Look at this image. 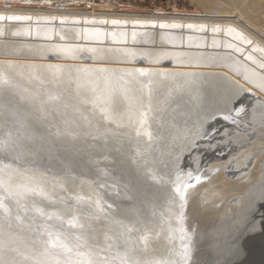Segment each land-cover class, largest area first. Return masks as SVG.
I'll return each mask as SVG.
<instances>
[{
	"label": "rangeland",
	"instance_id": "obj_1",
	"mask_svg": "<svg viewBox=\"0 0 264 264\" xmlns=\"http://www.w3.org/2000/svg\"><path fill=\"white\" fill-rule=\"evenodd\" d=\"M2 9L39 11L34 15L55 17L64 10L155 15L159 20L178 16L193 24L92 25H107L112 30L130 27L150 38V31L155 30L230 36L235 26L264 42V0H0ZM8 14L0 17V25L9 26V30L13 26L9 34L16 38L23 33L14 26L29 25L36 30L59 23ZM80 22L87 25L85 18ZM11 48L5 51L6 58H12L15 47ZM49 51L22 52L20 58L73 61L82 65L79 73L87 70L86 65L105 62L158 69L191 67L206 70L205 75L228 71L216 63L184 58L187 63L165 54L119 57L113 50L77 53L78 49L66 47ZM53 55L58 59H52ZM166 58V62L172 60L171 66ZM25 66L0 64V84L4 85H0V185L5 184L8 191L11 187L8 193L0 186V264H264V106L256 103V98H252L254 105L239 101V106L227 91L214 89L206 100L186 101L171 96L173 83L158 78L157 96L165 93L175 102L168 107L147 99L150 90L133 81L137 75L92 69L95 73L74 78L64 73L70 72L68 65L38 66L34 71ZM217 74L208 76L211 82ZM263 91L258 93L264 98ZM258 104L261 107L255 106ZM7 180L13 181V186ZM190 186L212 192L182 214ZM197 208H202L199 214ZM225 220L229 225L223 227ZM167 243H173L171 254ZM185 249L187 258L181 259Z\"/></svg>",
	"mask_w": 264,
	"mask_h": 264
},
{
	"label": "bare ground",
	"instance_id": "obj_2",
	"mask_svg": "<svg viewBox=\"0 0 264 264\" xmlns=\"http://www.w3.org/2000/svg\"><path fill=\"white\" fill-rule=\"evenodd\" d=\"M50 12H53V11H50ZM5 13H9L8 15H10L12 17L15 16V15H19V16L20 15H22V16L24 15L25 18H27V19L33 18V17H37V18H41V19L51 20V22H52V20H58L59 23L56 24L55 21H54L55 24H51L50 23L48 25H41L38 28H36V30H34L33 27H31L29 25L18 26V27L14 26L15 29H18V31H21L23 33V36L22 37L19 36L18 38H16L17 36L9 34L10 31H13V29H11V27H13V26H10V30H9L8 29L9 26L0 25V32H1L0 33V64H2V65H11V66L18 65L19 66L20 64L21 65L23 64L24 66L25 65L28 66V67L25 66L26 68L30 67L29 69H31V70H29V71H32L33 69H35L38 66H43V67H46V68L47 67L60 68V67H65L66 66V68L70 67L71 70H68L70 72H67V70H66L64 73L67 74V75L73 76L74 78L89 74V72L93 71L92 69H96L95 70L96 72H98V71H107V72L111 71V72H119V73L121 72V73L126 74V75H131V74L135 75V77L137 75L136 80H133V81H138V83H140L141 86H145V87H147L150 90L149 95H147V97H148L147 99L149 101L153 102L154 104L167 105L168 107L174 105L175 102H173V99L171 97H169L165 93L164 94L161 93L159 96H157L156 90L158 88L157 85H159L158 78H163L164 79V80L162 79L163 81L168 80V81H170V83H173L172 86H171V92H172L171 96H173L174 98H176V97L179 98L180 97L181 99H184L186 101H193V102H195V101H197V100H199L201 98H202V100H206L207 98H209V96H210L209 93L210 92H213V91H215L217 89H223V90L227 91V93H229L232 96V98L230 99L231 101H234V102L238 101L237 102L238 105L240 104L239 101L243 102L242 105H245V106H246V104H249V106L254 105L253 102H256V101L252 100V98H256L255 100L258 101L256 103H262V106H264L263 105L264 104V98L261 96V94L258 93V90H264V42L261 41V40L256 39L252 34H249L246 30H244L241 27L239 28V27L233 26L231 28L230 36H226L225 34H219L216 37H212L209 34H205V33L202 34L201 36H198V35L197 36H192L191 34H188L186 32H173V31H167V30H161V31L155 30V31H150V34L152 36L150 38V37H142L140 34H138L140 30L132 29L130 27H124V28H121V29H118V30H112L107 25H106V27L103 28V27L93 26L92 23L93 24L94 23H103V24L106 23V24H109V23H116V22L117 23H128V24L129 23L130 24L131 23L132 24L152 23V24H167L169 26L170 25L171 26L180 25L182 27L184 25H192L193 22L192 21L187 22V18L178 17V16L177 17H164L161 20H159V18L157 16H155V15L119 16V15H116L114 13L113 14H109V13H105V12L95 13L94 11H92V12H81V11L80 12L79 11L78 12H74V11H67V10L66 11L64 10L61 13V16L55 17V16H50V15L49 16L34 15L35 13H40L39 11H37V12H32V11L30 12L29 11V12L23 13L21 10H16V9H11V10L2 9V10H0V17H3L5 15ZM21 13H23V14H21ZM82 16L87 21L86 22V24H87L86 26L83 25L80 22L81 20L84 19ZM63 21H69V22H72L73 24H71V25H63L62 24ZM203 26L206 27V25H203ZM137 36L139 37V39H135V38H138ZM3 37H5V38H3ZM14 38H15V40H11V39H14ZM170 38H175V39L171 40ZM16 39H19V40H16ZM134 40H136V41H134ZM193 40L195 42H197L198 44L197 45H193L191 43V42H193ZM167 42H170V43L166 44ZM11 46L15 47L14 51L12 52V54H10V57H12V58H6L9 55L6 54L7 52H5V51L9 50V48H11ZM171 46H174L176 48H168V47H171ZM63 47H66L67 49L76 48V49H78L77 53H79V52H87V51H95V52L100 51V52L107 53V52H109V50H113L114 52H116L114 54H118L119 57H122V56H125V55H135V56H137L139 54L142 56V54H144V55L147 54V55L150 56V58H152V56L154 58V56H158V55L162 56V55L165 54L164 56L168 55L169 57L170 56L171 57H177V59L178 58H183V59L186 58L187 60H190L191 62L192 61L198 62V63L199 62H205V63L209 62V63H212V65L216 63V64L221 65L222 67L224 66L229 72L228 71L227 72L226 71H220V72L217 71L218 74H220V75H218L217 72L212 71V72H209L208 75H205V74H207L206 70H196V69H191V67L190 68H170V69L161 68V69H158V68L152 67L153 65L152 66H145V67L129 66L128 64L125 65V66H118V65H105V63H106L105 62L104 64L101 63L100 65H91L92 63L90 65H86L84 67H86L87 70H84L83 69L84 67H82V69L85 72L82 71L83 73H81V71H80V73H79V68H81L82 65L79 64V63H73V61H72V63L68 64L69 61H68V63L61 62L62 59L60 61L57 60V61H54V62H47L50 59L49 57H48L49 59L47 58L48 60L46 59L47 60L46 62H44L45 60L43 62H41L40 60H35V59L27 60L25 58H20V57L23 56L22 52H25V53L26 52H32V53L33 52H40V53L43 52V53L47 54V53H50V51H49L50 49L54 50L55 48L56 49L57 48L60 49V48H63ZM193 47H196V48L192 49ZM180 48H182V49H180ZM11 49H13V48H11ZM1 50H3V51H1ZM32 53H29V54L32 55ZM178 53H182V54L184 53V54L182 56H180ZM98 54H99V52H98ZM34 55L35 54H33L32 56H34ZM86 55L89 56L88 54H86ZM95 55H97V54L94 53L93 56H95ZM32 56H30V57H32ZM55 57L56 56L51 57V58L53 59ZM101 57L102 56H100V59H101ZM28 58H29V56H28ZM44 58H45V55H44ZM71 58H72V56H71ZM81 58H79V59H81ZM162 58L160 60H162ZM167 58L165 59V62H166ZM66 59H67V57H66ZM86 59H87V57H86ZM93 59L95 60L96 56ZM107 59H108V57H107ZM128 59H129V57H128ZM186 59H184V60L186 61ZM67 60H65V61H67ZM87 60H85V61H87ZM89 60H92V59H89ZM147 60H149V59H147ZM75 61H77V60H75ZM150 61H151V59H150ZM169 61L172 62V60L169 59L166 62V64ZM185 61H182V62H185ZM112 62H113V60H112ZM132 62H130V63H132ZM152 62L154 63L155 61L153 60ZM182 62L181 63L180 62H176V63L177 64L180 63L182 65ZM186 62L188 63V61H186ZM109 63H111V62H109ZM159 63H160V61H159ZM187 63H185V65H188ZM148 64H149V61H148ZM170 64L171 63L169 62V66L172 65V64L171 65ZM67 65L69 67H67ZM201 65H204V64H201ZM162 66H164V64ZM183 66H184V63H183ZM209 67H210V65H209ZM209 67H208V69H209ZM193 68H194V65H193ZM225 68H223V69L226 70ZM63 69H65V68H63ZM82 69H80V70H82ZM219 69L220 68H218V70ZM26 73H28V70H27ZM29 73H28V75H29ZM216 74L218 76H216L215 81L211 82L210 81L211 78H209L208 76H210V77L214 76L215 77ZM28 75H26V76H28ZM43 76H45V74ZM42 81H44V80H42ZM45 81H48V80L45 79ZM106 81L109 83V78H107ZM120 81H122V77L118 78L115 82H117V84H118V82H120ZM6 83H7V81H6ZM46 83H49V82H46ZM0 85H2V84H0ZM2 86H4V85H2ZM256 90H257V92H256ZM263 93H264V91H263ZM248 99H251V100H248ZM255 106H259V104L255 105ZM259 107H261V106H259ZM253 109H254V106H253ZM257 109H259V108H257ZM261 111H263V110H261ZM259 114H260V112H259ZM257 118H260V117H257ZM228 136H231V133H230V135L228 134ZM236 139H237V137L234 138V141ZM230 141H233V139H231ZM3 167H2L1 171H3ZM16 171H14V172H16ZM21 171H20V174L24 170L22 172ZM6 174L8 175V173H6ZM27 174H29V173H27ZM22 176H23V174H22ZM14 177L12 175L11 178H14ZM9 180H14V179H9ZM3 182H4V180H3ZM5 182H6V180H5ZM8 182L10 184H11V182L13 183V181H8ZM18 182H19V180H18ZM18 182L16 184H18ZM32 182H31V184H32ZM36 182H38V181H35V183ZM1 184H2V182H1ZM21 184H22V182H21ZM31 184L29 183V185H31ZM198 184H196V185H198ZM32 185H31L30 188H32ZM37 185H38V183H37ZM40 185H42V184H40ZM189 185H191V184H189ZM0 186L5 187V184L4 185L2 184ZM6 186H7V184H6ZM25 186H27V185H25ZM207 186L209 187V185H207ZM9 187H8V189L10 191L11 187L10 188ZM18 187L19 186H17V188ZM37 187H39V186H37ZM198 187H200V186H198ZM198 187L195 188V186H194L193 189L191 187V190H189V196L187 197V202L185 201L186 202L185 205H184L185 209L182 210V212H183L182 214H184V213L187 214V212L191 211L190 210V209H192L191 207L194 208V205L199 200H201L202 197L206 198V196L210 195L211 192H212V191L209 192L207 190L208 188H204V187L198 188ZM6 188L7 187H5L4 189H6ZM2 189L3 188H1L0 190H2ZM13 189H14V187H13ZM5 191H8V190L6 189ZM5 191H2V193H4L5 196H6L7 192L5 193ZM9 191H8V193H11V191L10 192ZM14 192L17 193L15 190H14ZM27 192H31V191H29L27 189ZM40 193H41V191H40ZM46 193H47V191H46ZM31 194H33V192H31ZM8 196H9V194L7 195V197ZM20 196H19V198H20ZM23 196H21V198H24ZM34 196L36 197L35 194H34ZM12 199H11L10 202L13 201ZM14 199H15V196H14ZM27 199L29 201L32 198L31 199L27 198ZM204 199H203V202L205 201ZM24 200H26V199H24ZM14 201H16V200H14ZM18 201H16V202L18 203ZM165 201H167V198L165 199ZM169 202H170V200H169ZM20 203H22V201ZM200 203H202V201ZM170 204H172V203H170ZM170 207L171 206H169V208ZM201 211H202V208H199L196 211V213L199 214ZM168 212H169V210H168ZM180 213H181V211H180ZM175 215H176V217L178 216V214H175ZM175 215H172V217H170V218H173V216H175ZM200 216H201V214H200ZM184 218H186V217H184ZM184 218H183V221H184ZM181 219H178L180 223H182ZM194 221H196V220H194ZM240 221H242V220H240ZM224 224L227 225V226L229 225L226 222V220L222 223L223 227H224ZM181 227H182V225H181ZM215 229H217V228H215ZM216 231H219V229L216 230ZM216 231L214 233H216ZM197 236H198V238H201L202 234H197ZM178 237H177V239H178ZM165 238L167 239V237H165ZM199 243H200V241H199ZM172 244L173 243H167V246L170 248L168 254L172 253V249H173ZM221 247H219V248H221ZM224 247H222V248H224ZM204 248H206V247H204ZM221 249L219 251H222ZM230 249H229V251H230ZM241 250H243V249H241ZM216 251L218 252L217 249H216ZM199 252H201V249H200ZM208 252H210V251H208ZM211 253L212 252H210V254ZM227 253H225V254L227 255ZM203 254H206L205 251H204V253L202 252L201 255L203 256ZM148 255H149V253H148ZM51 256H52V254H51ZM212 257H214V256H212ZM149 258H151V257H149ZM203 258H205V257H203ZM208 259H209V257H208Z\"/></svg>",
	"mask_w": 264,
	"mask_h": 264
},
{
	"label": "snow or ice",
	"instance_id": "obj_3",
	"mask_svg": "<svg viewBox=\"0 0 264 264\" xmlns=\"http://www.w3.org/2000/svg\"><path fill=\"white\" fill-rule=\"evenodd\" d=\"M223 119L227 120L228 117L225 116V117H223ZM189 175H191V173H189ZM194 179L196 180L197 183L200 182V181H199V177H195ZM185 187H187V186H185ZM176 192L179 193V192H180V189L177 188V189H176ZM181 199H183V197H181ZM0 206H2V205H0ZM253 228H255V225L253 226ZM186 258H187V249H185V251H184V252L182 253V255H181V259H186Z\"/></svg>",
	"mask_w": 264,
	"mask_h": 264
}]
</instances>
